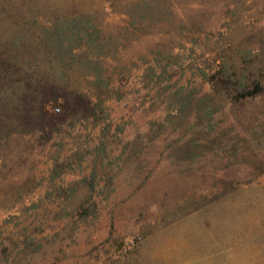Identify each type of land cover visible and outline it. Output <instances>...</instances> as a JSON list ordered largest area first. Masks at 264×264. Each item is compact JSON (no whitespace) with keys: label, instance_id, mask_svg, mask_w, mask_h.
<instances>
[{"label":"rangeland","instance_id":"rangeland-1","mask_svg":"<svg viewBox=\"0 0 264 264\" xmlns=\"http://www.w3.org/2000/svg\"><path fill=\"white\" fill-rule=\"evenodd\" d=\"M0 264H264V0H0Z\"/></svg>","mask_w":264,"mask_h":264},{"label":"trees","instance_id":"trees-1","mask_svg":"<svg viewBox=\"0 0 264 264\" xmlns=\"http://www.w3.org/2000/svg\"><path fill=\"white\" fill-rule=\"evenodd\" d=\"M253 93H254V91H250V92L244 94V96L252 95Z\"/></svg>","mask_w":264,"mask_h":264}]
</instances>
